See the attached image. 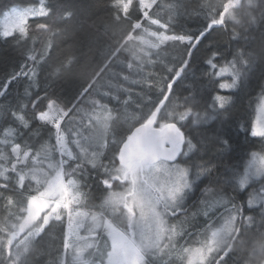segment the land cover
Instances as JSON below:
<instances>
[{
	"label": "snow or ice",
	"instance_id": "obj_1",
	"mask_svg": "<svg viewBox=\"0 0 264 264\" xmlns=\"http://www.w3.org/2000/svg\"><path fill=\"white\" fill-rule=\"evenodd\" d=\"M111 6L123 12L124 0H112ZM24 7L9 4L0 9V44H20L28 39L27 21L51 11L46 3H40L39 11L32 14H25ZM138 13L134 28L144 17V10L138 9ZM196 15L203 19L195 31L182 26L177 30L176 17L158 24L163 31L171 26L173 40L184 49L180 62L167 69L163 84L152 72H144L139 60L135 72L127 61L113 63L119 54L116 52L98 66L96 79L107 74L102 83L90 81L81 86L70 101L49 96L47 83L36 91L33 107L44 97L48 99L35 114L34 134L42 131L43 139H54L49 149L59 153L57 181L64 175L65 165L74 177L63 180V191L56 187L57 181L29 189V198L42 192L46 201L41 212L27 209L30 220H42L36 239L59 229L56 238L63 241L62 252L48 264H70V250L75 254L73 241L85 240L86 264H152L163 252L158 248L145 251L140 242L158 234L161 221L169 239L186 235L189 225L198 226L195 249L190 253L195 264H240L224 240L233 233L239 235L236 225L247 231L255 223L247 213L252 211L248 206L257 201L264 223V83L259 96L248 102L249 117L236 115V93L247 85L257 62L240 47V33L229 31L224 13L218 20L203 13ZM219 32L229 33L233 47L226 48L220 42ZM205 37L208 39L202 45ZM37 43L35 38L31 40L19 69L0 83V98L7 99L12 95L10 90L21 86L24 95L30 96L29 88L38 86L48 66L47 52H37ZM47 48L50 51V43ZM130 73L140 77L133 83L146 95L141 97L130 89L120 92L112 85L113 80L121 85L128 82ZM186 74L191 75L190 87H182L188 80ZM125 95L129 100L132 95L140 98L135 101L139 116L131 123L122 122L123 109L132 106L122 99ZM255 101L258 103L253 107ZM209 122L215 123L208 126ZM197 126H208L207 131L194 133ZM240 137L247 141L248 149L258 146L259 151H251L250 158L247 151L238 153L233 144ZM90 199L94 202L88 203ZM85 207L89 211H81ZM82 230L88 236H82ZM181 251L189 252L187 248ZM177 259L184 264L181 256Z\"/></svg>",
	"mask_w": 264,
	"mask_h": 264
},
{
	"label": "trees",
	"instance_id": "obj_2",
	"mask_svg": "<svg viewBox=\"0 0 264 264\" xmlns=\"http://www.w3.org/2000/svg\"><path fill=\"white\" fill-rule=\"evenodd\" d=\"M40 3H46L51 11L47 16H37L36 19L27 21L28 39L22 40L20 44H0V83L8 74L19 69L20 61L29 51L33 38L38 41L36 51L41 54L47 52L48 66L46 72L41 73L38 86L29 88L30 96L24 95L21 86L10 90L12 95L7 99L0 98V264H48L50 260L55 261L62 252V238H56L59 237V229L42 240L36 239L35 233L42 220L35 221L24 233L20 232L21 224L28 217L27 209L32 199L42 195V192H37L29 198V189L41 188L44 182L51 181L60 171L56 165L59 153L49 149L52 148L54 139H43L42 131L34 134L37 130L35 114L48 99L44 97L33 107V98L38 88H43L47 83L49 96L54 95L62 102L70 101L81 86L90 81L102 83L107 74L96 79L100 75L98 66L116 52L119 54L113 63L127 61L133 65L135 72L139 60L142 70L152 72L153 78L163 84L167 69L180 62L184 57V49L173 40L171 26L168 31H163L158 24H165L170 17H176L177 30L182 26L195 31L201 27L203 19L202 15L196 13L206 14L217 20L224 13L223 18L229 31L235 29L240 33V47L257 62L247 85H242L236 93V115L249 117L251 109L248 108V102L259 96L260 85L264 83V64L261 63L264 62V20L261 19L264 0H155L147 8H143L142 0H124L123 12L111 6L112 0H0V9L7 8L9 4H19L26 6L23 8L25 14H32L39 11ZM175 6H179L178 9ZM138 9L144 10V17L138 22L139 26L134 28ZM177 10L180 11V16H177ZM2 19L0 17V22ZM41 24L47 27H38ZM161 37L164 38L163 41ZM207 39L205 37L202 45ZM218 39L226 48L233 47L228 32H219ZM49 43L50 51L47 48ZM157 52L160 53L159 56L155 55ZM196 55L194 53V59ZM132 75L130 73L128 82L121 85L113 80L112 85L120 92L130 89L141 97L146 95V92H141L140 85L133 83L140 77ZM186 79L188 80L182 87L192 86L190 74H186ZM179 85L180 81H177V86ZM201 93H204V86H201ZM122 99L129 100V96L125 95ZM136 99L140 98L132 95L129 100L132 106H125L123 109L126 112L122 116V122L126 120L131 123L134 118H138L139 113L135 111ZM256 103L258 101L253 103V107H256ZM213 123L215 122H209L208 126ZM208 126H197L192 131L204 132ZM68 146L76 151L74 144L69 143ZM233 147L238 153L247 151L249 158L251 151H259L258 146L248 149L243 137L238 138ZM228 163L225 159L224 165L227 166ZM50 165H53L51 169ZM64 173L66 178H74L67 165ZM113 188L119 190L117 185H113ZM93 202L91 199L88 201ZM248 207L252 211L247 214L254 217L255 223L247 231L236 225L235 231L239 235L233 233L227 238L226 244L239 257L240 264H264V223L260 220V205ZM81 210L87 212L89 208ZM91 210L95 211L94 208ZM195 219L199 220L200 217ZM198 231V226L189 225L186 235L172 239L165 232L164 239L157 246L163 255L152 261V264H161V261L181 264L178 256L184 259V264H188L190 253L196 245L194 234ZM79 242L73 241L75 252ZM185 248L189 250L188 253H182L181 250ZM69 259L70 264H78L72 250L69 252Z\"/></svg>",
	"mask_w": 264,
	"mask_h": 264
},
{
	"label": "rangeland",
	"instance_id": "obj_3",
	"mask_svg": "<svg viewBox=\"0 0 264 264\" xmlns=\"http://www.w3.org/2000/svg\"><path fill=\"white\" fill-rule=\"evenodd\" d=\"M143 1V8H147L149 6H151V4L155 1V0H142ZM53 165H50V169ZM60 186L58 187L57 183H56V187L59 188L61 191H63L64 185L63 182L59 184ZM117 191V190H116ZM119 191V190H118ZM65 195H67V192L64 193ZM42 195L40 196H35L33 199V205H35L37 203V206L35 208V212H41L44 210V208H40L41 205H45V201H43L42 199H40V201H38V198H41ZM260 205V201L255 202L252 205L249 206H257ZM82 211V210H81ZM159 219V218H158ZM35 223L34 220H30L28 217L26 218V220L21 224L20 227V232L24 233L29 227H31V225H33ZM158 228H159V232L158 234H150L147 238H145L143 241L140 242V246L144 248V250L149 251L152 249H156L157 246L162 242V240L164 239L163 235L165 233L164 231V223L161 221L158 223ZM19 231V230H18ZM30 232H33V230H31ZM35 232V231H34ZM81 235L82 236H88V232L86 231H81ZM232 235V234H231ZM230 235V236H231ZM229 238V237H228ZM162 239V240H161ZM161 240V241H160ZM227 238L224 240V243H226ZM88 249V241H83V242H79V244L77 245V250L75 252V257L78 259L77 263L78 264H83L85 262L84 260V252H86ZM195 249V248H194ZM193 249V251H194ZM214 255V253L212 254ZM188 264H195V261L191 258V255L189 257L188 260ZM210 262H206V264H209ZM86 264V262L84 263Z\"/></svg>",
	"mask_w": 264,
	"mask_h": 264
},
{
	"label": "water",
	"instance_id": "obj_4",
	"mask_svg": "<svg viewBox=\"0 0 264 264\" xmlns=\"http://www.w3.org/2000/svg\"><path fill=\"white\" fill-rule=\"evenodd\" d=\"M36 206H37V205H36ZM36 206H35V207H36Z\"/></svg>",
	"mask_w": 264,
	"mask_h": 264
}]
</instances>
